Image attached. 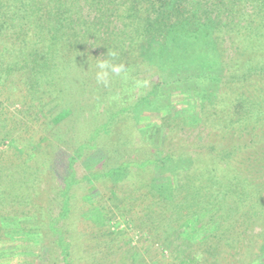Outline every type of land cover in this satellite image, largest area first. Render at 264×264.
<instances>
[{
    "label": "trees",
    "instance_id": "obj_1",
    "mask_svg": "<svg viewBox=\"0 0 264 264\" xmlns=\"http://www.w3.org/2000/svg\"><path fill=\"white\" fill-rule=\"evenodd\" d=\"M200 44L212 50L216 65L206 66L208 57L197 52ZM183 53L198 64L193 67L196 77L213 68L209 76L218 84L214 98H202L200 138L189 139L193 128L187 129L186 138L167 137L164 160L187 161L186 167L166 191L146 178L160 165L154 158L94 168L85 178L110 183V189L113 179L122 183L134 178L121 194L132 204L131 222L155 245L164 247L166 241L173 259L169 264H261L264 0H0V214L31 209L41 236L53 237L50 207L47 203L44 208L37 184L48 162L42 152L43 164H34L40 133L31 122L52 126L42 119L51 105L76 106L90 93L92 107H105L90 119L100 121L94 127L91 123L85 153L100 150L108 155L109 146L130 148L134 109L156 97L167 70L161 64L173 65ZM101 62L122 66V71L106 69L107 86L100 82L101 88L93 90ZM150 71L156 80L136 91L141 72ZM15 94L19 105L35 112L22 130L21 120L6 110ZM68 94L73 96L66 103ZM172 121L176 128L170 134L183 125L182 118ZM59 133L55 128L49 138L58 139ZM60 214L65 228H59V243L69 258L74 241L68 237L64 206ZM256 226L261 227L258 232ZM198 234L203 235L200 240L195 239ZM178 237L181 250L174 247ZM115 243L111 236H102L85 257L105 263L115 249L117 253Z\"/></svg>",
    "mask_w": 264,
    "mask_h": 264
},
{
    "label": "rangeland",
    "instance_id": "obj_2",
    "mask_svg": "<svg viewBox=\"0 0 264 264\" xmlns=\"http://www.w3.org/2000/svg\"><path fill=\"white\" fill-rule=\"evenodd\" d=\"M204 47L207 48L206 51ZM203 51L206 58L208 57L205 60L206 66L212 67V64H215L212 50L200 44L197 52L199 54ZM191 61L183 53L178 55L173 65L170 62L161 64L162 68L167 70L162 74V84L156 97L152 98L149 103L139 105L133 111L135 131L132 138L134 144L130 148L118 149L109 146L105 149L110 152L108 155L100 150L85 153L89 130L92 124L94 127L96 122L100 121L99 118H95V123H93L90 119H93L95 114L102 113L105 107L104 103L92 107L93 99L90 93L88 95L84 93L79 99V105L76 104V106L74 104L71 107L67 105L59 108L55 104L51 105L49 112L45 113L46 116L42 119L52 126L45 124L41 127L31 122L40 133L39 139L36 140L39 149L34 164L37 167L43 164L42 152L45 154V161L48 162L47 169L39 172L37 180L42 195L40 200L44 202V208L47 203L49 204L50 209L47 215L54 223L56 233L53 237L43 238L40 234L38 216L36 219L31 209L5 211L0 214V264H94L85 257V252L89 249L93 252L97 245L96 242L102 236H111L116 240L117 253L115 249L112 254L108 255L105 263L98 262L97 264H169V259L172 258L168 254L169 245L166 241L164 247L155 245L145 231H139L135 222H131L132 204L127 197L121 194L132 186L131 183H135L132 182L134 178L122 183L121 178L113 179L114 187L110 189V183H93L85 176L94 168L113 166L124 160L154 158L160 165L154 168V176L151 171L152 174L146 173V178L148 180L152 177V184L158 190L160 188L167 190L166 185L173 182L175 174L188 164L187 161L168 162L164 160V156L168 154L167 137L171 135L176 140L181 136L186 138L184 135L188 134L187 129L193 128L189 139L200 138L197 135L199 134L198 121L201 105L203 101H206L202 98L204 94H209L207 96L209 102L218 90V84L211 82L209 76L213 68L209 71L203 70L202 75L196 77L197 73H194L193 67L197 68L198 64ZM139 79L141 82L136 83V91H139L141 86H149L151 80H156L155 77L152 78V71L141 72ZM101 84L96 82L92 85V89L99 88ZM71 95H67L66 103L71 99ZM59 97L63 102V97L61 98V95ZM56 98L57 95L54 94L53 103H56ZM20 103L21 99L15 94L14 98L10 99V103L6 105V110L13 117L21 120L22 130L26 128L24 123L27 122L25 124L27 125L29 119L34 118L35 112L28 109L29 105L23 107L19 105ZM180 118L183 119V125L181 124L176 132L173 131L170 134L171 127L176 128L173 127L172 120ZM55 128L60 131L59 138L50 139L49 136ZM5 144L12 146L11 141L8 140ZM68 184H70L69 187ZM63 206L69 215L65 221L69 231L68 237L71 236L74 241L71 247L74 251L72 254L69 251V258L67 251L63 250L65 246L59 243V228L62 225L65 228L63 217L60 214ZM69 206L70 212L72 211L71 216ZM260 229L261 227L256 226L254 232ZM81 231L82 236L80 237ZM166 237L169 240L173 239ZM201 237L203 235L198 234L195 239L200 240ZM180 241V237L174 239V247L177 250L184 248L183 245L179 246ZM258 258L261 264H264V249Z\"/></svg>",
    "mask_w": 264,
    "mask_h": 264
},
{
    "label": "clouds",
    "instance_id": "obj_3",
    "mask_svg": "<svg viewBox=\"0 0 264 264\" xmlns=\"http://www.w3.org/2000/svg\"><path fill=\"white\" fill-rule=\"evenodd\" d=\"M100 72L97 73V81L102 82L107 86L108 83V71L106 69L111 68V72L120 74L122 71V66L109 65L107 62H101L99 64Z\"/></svg>",
    "mask_w": 264,
    "mask_h": 264
}]
</instances>
